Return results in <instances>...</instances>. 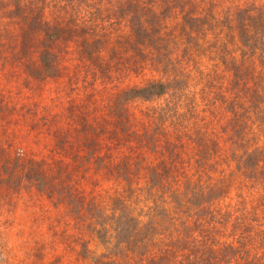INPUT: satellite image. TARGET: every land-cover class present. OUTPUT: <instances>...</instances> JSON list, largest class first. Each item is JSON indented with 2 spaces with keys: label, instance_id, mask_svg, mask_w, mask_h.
<instances>
[{
  "label": "rangeland",
  "instance_id": "374dc122",
  "mask_svg": "<svg viewBox=\"0 0 264 264\" xmlns=\"http://www.w3.org/2000/svg\"><path fill=\"white\" fill-rule=\"evenodd\" d=\"M136 13L165 70L195 81L124 97L119 117L121 95L169 76L132 60ZM261 39L264 0H0V264H264V91L225 62L259 69ZM45 51L54 74L37 77ZM198 131L219 161H195ZM176 138L185 163L167 172ZM146 166L167 189L150 193Z\"/></svg>",
  "mask_w": 264,
  "mask_h": 264
},
{
  "label": "trees",
  "instance_id": "16d2710c",
  "mask_svg": "<svg viewBox=\"0 0 264 264\" xmlns=\"http://www.w3.org/2000/svg\"><path fill=\"white\" fill-rule=\"evenodd\" d=\"M186 20H187V22L190 21V23H194V21H195L194 18H189V17H186ZM132 22L134 25H136L133 29L135 38H134V41L132 42V44H130L133 48L136 49L135 53L132 54V60H137V62H139V63L142 60H152L153 65L155 63L157 65L155 68L161 70L162 74H165L166 76H167V74H169V76H167L168 78H166L164 80L151 81L145 86L130 89L129 91H126L124 93V95H121V97L118 100L117 106L114 107V113H116V115L119 117L123 116V110L120 108V105H121L124 97H129V98L142 97L144 99L150 100L152 98L164 96L166 93H168V90L171 91L173 88L176 89V94L181 95L182 92H186L185 95H188L189 94L188 89H189L190 79L192 82L195 81L194 78L192 79L191 71L184 69L180 65H176V64L170 62L171 71L169 72V71L165 70V63L161 64L160 60L158 61L157 56H159L161 54L162 50H160V48L156 42L151 41L153 38V36H152L153 32L152 31H156V26L154 25V21L152 19H148V22L145 25L143 23L144 20L142 19V17H140L139 14L136 13V14H134ZM32 26L34 27V29L39 28V24L37 23L36 19H34L32 21ZM149 29H151L152 31L150 30V32H149ZM82 31L85 32L84 29L80 30V32H82ZM58 33H59V31L56 30V34H58ZM47 34L51 35L53 37L52 33H50L48 29H47ZM154 34H155V32H154ZM241 35H242V33H241ZM149 38H150V40H149ZM97 43L98 42H96L94 45H96ZM263 43H264V41H263ZM245 44H247V43H245ZM84 45H85V50H89L91 47L94 46L93 44H90V43L87 44L86 42H84ZM99 46L97 47V50L99 49ZM140 46L144 47L143 50H142V48L140 49ZM147 48H149L150 52L144 51V49H147ZM259 49H260V53H258L259 64H260V65L258 64L259 69L256 68V66L254 67L256 57H253V58L252 57L251 58L250 57H246V58L242 57V61H241L242 63L248 62V63L243 64V65H246L245 68H242L243 65H236V63L234 62L235 59L234 60L231 59V61H225L226 63L227 62L231 63L230 69L233 71V76L235 77V82H234L235 85L239 84L240 82L244 83V81L247 80V78H248V82H250L251 86H253V87L246 89V93L248 91H251L253 93L258 92L259 90L264 91V48L260 47ZM85 53L87 55L86 51H85ZM242 53H243V47H242ZM89 56H90V53H89ZM53 60H54V57L51 56L50 52L45 51V53L41 57L42 68H44V70L43 71L37 70L33 74L37 77L42 76V74L46 73V72L50 73V74H54ZM132 60L130 58H127V61L129 63ZM196 81L202 83L201 78L197 79ZM207 81L208 80L204 81L203 82L204 86L201 87V91L203 92V95L210 91V87H209L210 85L207 83ZM245 83H247V82H245ZM215 88H219V87H215ZM216 91H218V90H216ZM153 108L154 109H153L152 114L148 113V116H150V117H153L152 115H158V117L169 115L168 111L170 109L173 110V108H171V106L166 107L165 105H163V103L158 104ZM126 129H128V126H126ZM204 133H206V132L203 131L200 133L198 131V133L196 132V134H198L196 137L191 138V135L188 136V139H192L195 147H197V149H195V154H197V157H195V161L200 162V163H202V161H204V160H207V161L218 160L219 161V159H220L219 153H218L219 148L212 149V146L214 147L215 143L204 142L201 138V137H203L202 135H204ZM182 141L183 140L176 138L173 141L172 140H166V143H164V148L168 152H170L172 157L169 159L163 160L159 166H162L164 168V170H167V172L171 171L173 169H178V167H180V165H182V162L185 163L183 160L184 159L183 158L184 146H183V143H181ZM151 145H155V143H151ZM150 148H152V150H155V149H153L152 146ZM185 149H188L187 146L185 147ZM134 165H135V169L140 171L141 167L143 166V162L136 160ZM146 168L149 171L148 178L150 179V182H151V186L149 188L151 190L150 193L154 191L157 194V193H159L160 189H167L168 188V186H165L164 184L161 183L163 181L164 176L157 173L159 171V169L157 167L146 166ZM133 171H134V169H133ZM123 172H129V169H125ZM121 174H123V173H121ZM169 183H170V181H169ZM216 184L217 183H215V181H213V183H211V186L208 188V191H211V194H213V192H217L219 190L220 186H217ZM193 185H194V183H193ZM193 185L186 182L184 189L189 191L190 188L194 187ZM182 187H183V184H182ZM153 188H154V190H152ZM180 190H181V187H180ZM181 193L184 195V197H186L185 193L190 194L192 192H182L181 191ZM177 194H180L179 189H178ZM194 194H196V193H194Z\"/></svg>",
  "mask_w": 264,
  "mask_h": 264
}]
</instances>
